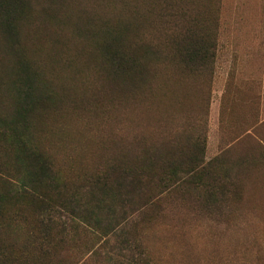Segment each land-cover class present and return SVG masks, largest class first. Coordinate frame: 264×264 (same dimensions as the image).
<instances>
[{
	"label": "rangeland",
	"instance_id": "374dc122",
	"mask_svg": "<svg viewBox=\"0 0 264 264\" xmlns=\"http://www.w3.org/2000/svg\"><path fill=\"white\" fill-rule=\"evenodd\" d=\"M139 258L264 264V0H0V264Z\"/></svg>",
	"mask_w": 264,
	"mask_h": 264
},
{
	"label": "trees",
	"instance_id": "16d2710c",
	"mask_svg": "<svg viewBox=\"0 0 264 264\" xmlns=\"http://www.w3.org/2000/svg\"><path fill=\"white\" fill-rule=\"evenodd\" d=\"M191 2H201L204 0H189ZM197 56H200L202 58H206L207 57V50H203V48H200L197 51ZM148 85H146L147 88ZM145 88V89H146ZM148 90V89H147ZM174 92L178 91L177 89H173ZM151 96L150 91L146 92L144 91V93L142 94V92L139 94V98L140 99H147ZM181 101V100H180ZM179 101V102H180ZM36 157V161L39 162V164L41 165L40 167L43 169V167L45 166L44 161L42 162V160H40V156H34ZM43 165V166H42ZM45 168V167H44ZM45 172V169H43ZM97 178V179H96ZM96 178H90L89 180H91V182L93 183V185H97L99 182V176L97 175ZM106 179V178H105ZM49 181V183H43V185H45L46 188H52L55 184V182L51 181V180H47ZM32 188V187H31ZM34 189V188H32ZM54 192L57 193V195L59 197H55L54 200H52L51 197L49 196H41L40 193H34L33 190H29V193H31L32 195L30 196V199L32 200V204H35L36 202L38 203H42L41 204V208L39 207L38 213L35 214V216L33 217V220H37L36 223L38 225V229L39 230V237H40V243L38 244V252L40 253V255H47L48 253H50L52 250H54V246L51 244V242L48 241L49 237L51 236L50 234V227L51 224L53 223V219L52 217V212L53 209L56 207L58 209H66L68 206V199L67 196L65 194H62L59 190L58 187H55ZM51 196V195H50ZM60 198V199H59ZM58 205H60V207H57ZM53 208V209H52ZM62 264V262L60 263ZM137 264H148L147 261L140 259L138 260Z\"/></svg>",
	"mask_w": 264,
	"mask_h": 264
}]
</instances>
